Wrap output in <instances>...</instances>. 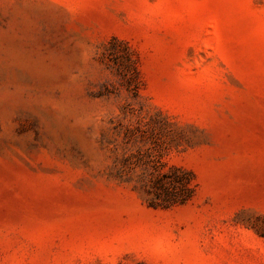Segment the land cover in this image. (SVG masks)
Masks as SVG:
<instances>
[{
    "label": "rangeland",
    "instance_id": "374dc122",
    "mask_svg": "<svg viewBox=\"0 0 264 264\" xmlns=\"http://www.w3.org/2000/svg\"><path fill=\"white\" fill-rule=\"evenodd\" d=\"M0 264H264V0H0Z\"/></svg>",
    "mask_w": 264,
    "mask_h": 264
}]
</instances>
